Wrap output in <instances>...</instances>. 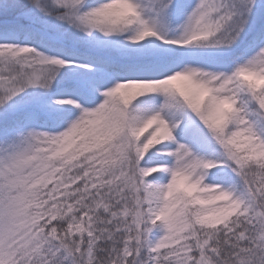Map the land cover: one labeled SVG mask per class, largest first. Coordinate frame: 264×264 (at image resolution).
<instances>
[{
    "label": "snow or ice",
    "instance_id": "snow-or-ice-1",
    "mask_svg": "<svg viewBox=\"0 0 264 264\" xmlns=\"http://www.w3.org/2000/svg\"><path fill=\"white\" fill-rule=\"evenodd\" d=\"M0 264H264V0H0Z\"/></svg>",
    "mask_w": 264,
    "mask_h": 264
}]
</instances>
